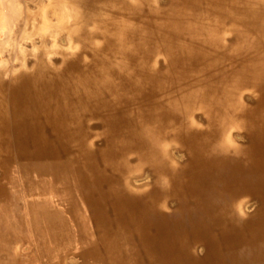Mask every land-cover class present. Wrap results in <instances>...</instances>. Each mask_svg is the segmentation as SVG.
Instances as JSON below:
<instances>
[{
	"label": "bare ground",
	"instance_id": "bare-ground-1",
	"mask_svg": "<svg viewBox=\"0 0 264 264\" xmlns=\"http://www.w3.org/2000/svg\"><path fill=\"white\" fill-rule=\"evenodd\" d=\"M22 1L0 0V264H264V0Z\"/></svg>",
	"mask_w": 264,
	"mask_h": 264
},
{
	"label": "rangeland",
	"instance_id": "rangeland-1",
	"mask_svg": "<svg viewBox=\"0 0 264 264\" xmlns=\"http://www.w3.org/2000/svg\"><path fill=\"white\" fill-rule=\"evenodd\" d=\"M27 0H23L22 3L24 5V2H26ZM60 6L57 3H53L47 6L46 8V13L49 17H52L53 20L56 19V16L58 15V13L60 12ZM53 15V16H52ZM4 29H7V27ZM35 40L40 41L39 35L34 37ZM30 40L26 39L24 41L25 44H27ZM16 251H18L20 254L24 255V256H28L29 254L34 253L35 250V246L32 243L31 240H21L19 242L16 243L15 245ZM71 255L65 259V261H67V264H77L80 259L79 256H77L75 253H70ZM74 258V259H73ZM69 261V262H68Z\"/></svg>",
	"mask_w": 264,
	"mask_h": 264
}]
</instances>
